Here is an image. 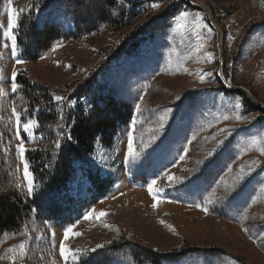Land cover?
<instances>
[{
  "label": "rangeland",
  "instance_id": "rangeland-1",
  "mask_svg": "<svg viewBox=\"0 0 264 264\" xmlns=\"http://www.w3.org/2000/svg\"><path fill=\"white\" fill-rule=\"evenodd\" d=\"M12 8L17 9L15 0H7L0 10V142L6 145L8 159L17 160L18 183L27 190L24 161L16 148L20 143L16 117L9 103L14 93L11 76L29 72L52 79L57 70L51 75L45 56L35 63H16L21 59L20 48L17 45L13 55L11 39L4 35ZM139 10V20L130 28L59 43L66 68L76 78L105 71L98 78L105 76L108 85L132 103L134 117L111 148L99 147L92 158L116 183L106 198L89 205L74 224L73 231L80 235L64 241L67 227L51 225L49 234L41 235L46 239L39 235L33 248L22 243L15 263L19 257L18 264H80L91 249L112 243L113 233L95 232L94 225L101 221L134 231L130 239L136 244H115L109 264H139L133 255L146 244L169 253L183 247L187 251L162 264H264V0H154ZM185 11L188 25L178 29L176 19ZM197 17L208 26L200 28L199 35L192 24ZM51 18L73 27L72 19L60 13L53 12ZM158 23L161 29L148 36L139 52L112 62L113 50L126 38ZM209 52L213 60H208ZM237 101L241 107L234 109ZM165 114L168 119L160 128ZM237 114L246 119L236 120ZM27 118L21 115L22 122ZM36 129L32 137L20 131L28 149L37 139ZM129 136L134 152L139 153L135 159L128 156ZM241 174L248 177L243 182ZM153 180L152 187L159 190L156 199L149 191ZM93 209L97 215H107L84 219ZM39 239L49 248L39 247ZM61 242L82 255L65 262Z\"/></svg>",
  "mask_w": 264,
  "mask_h": 264
},
{
  "label": "trees",
  "instance_id": "trees-1",
  "mask_svg": "<svg viewBox=\"0 0 264 264\" xmlns=\"http://www.w3.org/2000/svg\"><path fill=\"white\" fill-rule=\"evenodd\" d=\"M152 1L15 0L18 12L15 34L21 59L35 63L45 56L51 75L52 70L57 72L52 79L29 72L18 74L19 88L9 98L12 108L23 117L37 119L39 126L37 139L30 148L32 151L25 154L34 174L35 188L31 195L18 183L21 171L17 160L8 159L6 145L0 142V264H12V258L20 254L22 243H26L27 249L33 248L39 235L49 234L51 225L59 228L74 225L89 205L112 192L115 179L103 174L92 158L99 147L111 148L115 144L119 132L134 117L133 105L108 85L105 76L98 78L105 71L76 78L73 70L66 68L62 47L57 44L130 28L139 20L140 7ZM6 2L0 0V10ZM53 12L71 18L73 27L67 28L51 18ZM160 29L158 23L126 38L113 50L112 62L139 52L148 36L152 37ZM2 41L0 27V47ZM239 94L248 103L249 97L243 92ZM57 95L65 100L57 104L54 99ZM61 110L63 119L60 118ZM57 140L60 148L56 147ZM115 217L116 213L111 218ZM111 225L106 227L101 221L94 225L97 233H113L112 243L88 253L81 258L80 264H109L115 254L110 248L116 247L115 244H136L130 239L134 236L133 230ZM44 246L49 248L46 241L43 243L39 239V247ZM183 248V251L169 253V250L161 251L146 244L137 248L133 256L139 264H162L174 261L177 254H187ZM19 261L18 257L17 264Z\"/></svg>",
  "mask_w": 264,
  "mask_h": 264
},
{
  "label": "snow or ice",
  "instance_id": "snow-or-ice-1",
  "mask_svg": "<svg viewBox=\"0 0 264 264\" xmlns=\"http://www.w3.org/2000/svg\"><path fill=\"white\" fill-rule=\"evenodd\" d=\"M9 3H11V0H9ZM154 7H158L159 5H153ZM23 11V10H21ZM189 16V13L187 11L183 12L179 17H177L176 19V28L178 29H183V28H186L187 25H188V20H187V17ZM192 24L194 26V28L197 29V35H199V29L200 28H207L208 26L203 24L202 23V18L200 17H197L194 21H192ZM18 25V12H17V9L16 8H12L11 11H10V23L8 24V30L4 32V35L6 37H9L11 39V51H12V54L15 55L16 52H17V38H16V35L14 34V29H16ZM208 31L209 33H211L212 29L211 28H208ZM60 45L58 44L57 47H59ZM5 47H7V45H5ZM55 50V49H53ZM197 51H199V48L197 49ZM207 58L208 60H213L214 59V56L212 53H207ZM16 63L17 64H23L25 63L24 60L22 59H17L16 60ZM71 67V66H69ZM17 76H18V73L16 72H13L12 73V76H11V81H12V85H11V90L12 92H16L19 88V84L16 83V80H17ZM204 77L201 76V80H203ZM55 101L57 102V104L63 102L65 100V97H62V96H55L54 97ZM177 99H180L179 97H177ZM241 107V102L240 101H237L234 105V109H239ZM136 112L139 113L141 110H140V106L139 105H136V108H135ZM168 112H171L172 109H168L167 110ZM12 112L13 114L15 115L16 117V137L18 139H20V143L16 146L17 148V151H18V155H19V158L20 159H23L24 163H23V177H24V180L26 181V185H27V192L29 195H31L34 191V188H35V183H34V174L33 172L30 170V165H29V162L27 159H25V154L29 151H32V149H28L26 146H25V143H24V140L23 138L20 137V131L23 130L24 132L28 133V136L29 137H32L33 136V131L36 127L39 126V122L37 119L35 118H27L25 121L22 122V119H21V114L19 112H17L16 108L13 107L12 108ZM61 119H63V114H62V110H61ZM229 117L228 116H225L224 119H228ZM168 119V116L167 114H165L164 116H162L160 118V128H163L164 127V124H165V121ZM235 119L236 120H244L246 119V117L242 116V115H239L237 114L235 116ZM227 131V130H226ZM230 131H229V135H230ZM224 142L221 141V144H223ZM252 143H256V141H252ZM56 147L57 148H60L61 147V144L59 142V140H57L56 142ZM127 148H128V156L132 159H135L139 153H136L134 152L133 150V138L131 136H129L128 140H127ZM212 153L210 152L209 153V156H211ZM251 176V172L248 173V177ZM248 177H245L243 174L240 175L239 179L241 180V182L245 181ZM170 179H172L170 177ZM156 183L155 180L152 181V184L149 185V191L153 193V197L154 199L157 198V194H158V191L159 190H156L152 187V185H154ZM236 194H238V189H234L233 190ZM226 195H230V194H226ZM235 198V197H233ZM209 203H211L212 201H208ZM159 203V200L157 199V203L156 204H153V207H156L157 204ZM200 206V205H198ZM202 210L205 211V212H208L209 209L207 207H202ZM107 213L105 212H100L98 215L96 213V210L93 209L91 212H89L88 214H86L84 216V219H90L92 217H95L97 219L99 218H102L104 216H106ZM75 227V225H72V226H69L65 229L64 231V236H63V240L64 241H67L70 236H79L80 233L78 232H74L73 231V228ZM107 227V225H106ZM248 230V229H246ZM261 230H264V229H261ZM53 237L55 236V233L53 232L52 233ZM98 248H103L104 246L103 245H98L97 246ZM20 248L23 249L24 248V245H20ZM59 249H60V255L63 257L64 261L67 262L69 257L71 256V258L73 260L77 259L80 255H82V253L79 252V250H77L76 253H73L71 251V249H69L68 245L64 242H61L60 246H59ZM92 252H95L96 249H91ZM12 264H15V257L12 258Z\"/></svg>",
  "mask_w": 264,
  "mask_h": 264
}]
</instances>
